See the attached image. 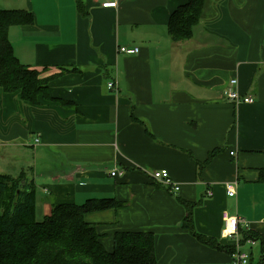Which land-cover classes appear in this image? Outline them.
I'll use <instances>...</instances> for the list:
<instances>
[{"label": "crops", "instance_id": "1", "mask_svg": "<svg viewBox=\"0 0 264 264\" xmlns=\"http://www.w3.org/2000/svg\"><path fill=\"white\" fill-rule=\"evenodd\" d=\"M188 2L119 0L105 9L96 0H0V10L34 19L9 30L19 61L43 78L57 75L52 100L37 105L0 88V159H19L12 171L0 162V174L35 179L40 219L60 204L125 203L85 217L108 251L118 233H152L157 264H230L224 212L264 240V0H206L193 38L177 43L168 23ZM122 46L140 53H119ZM230 89L252 102L234 103ZM115 169L123 175L111 176ZM158 170L177 193L153 179ZM182 200L198 203L195 231L216 247L184 227Z\"/></svg>", "mask_w": 264, "mask_h": 264}, {"label": "trees", "instance_id": "2", "mask_svg": "<svg viewBox=\"0 0 264 264\" xmlns=\"http://www.w3.org/2000/svg\"><path fill=\"white\" fill-rule=\"evenodd\" d=\"M205 1L189 0L172 14L168 34L174 42L193 38ZM77 8L86 15L80 1ZM33 21L27 10H0V88L37 105L41 96L52 100L48 85L57 75L43 78L37 70L23 65L9 40L12 26L31 25ZM77 71L63 70L60 74ZM28 176V172L18 177L0 174V264H157L152 233H118L113 251H108L96 226L85 220L90 213L123 209L125 203L115 198H92L82 205H55L49 215L38 219L35 179ZM181 203L187 211L184 227L203 244L216 247L213 239L195 231L193 210L198 203ZM242 234L262 240L257 233ZM251 264H264V255L255 259L253 253Z\"/></svg>", "mask_w": 264, "mask_h": 264}, {"label": "built area", "instance_id": "3", "mask_svg": "<svg viewBox=\"0 0 264 264\" xmlns=\"http://www.w3.org/2000/svg\"><path fill=\"white\" fill-rule=\"evenodd\" d=\"M100 3L102 8L105 9H117L119 6V0H96ZM119 53L125 54L127 56H137L140 53L139 47H127L122 46L119 48ZM237 85V80H231V86ZM108 88L110 90H115V83H109ZM227 97L231 99L234 103H251L252 99L249 96H242L236 90L230 89L226 93ZM39 143V140H36ZM122 171H117L116 169L112 171L111 176H122ZM152 177L157 182L165 183L170 186L171 193L175 194L179 191V186L171 180V176L167 170H158L152 174ZM236 181H232L226 184V192L229 198H234L237 195ZM224 228L222 230V237L225 240H230L232 242L230 251V264H251L252 252L255 248L254 246L258 243L256 239L251 237H244L242 232L250 231L249 222L242 217L237 215H231L228 212L223 214ZM246 247L250 248L251 253L246 250Z\"/></svg>", "mask_w": 264, "mask_h": 264}, {"label": "rangeland", "instance_id": "4", "mask_svg": "<svg viewBox=\"0 0 264 264\" xmlns=\"http://www.w3.org/2000/svg\"><path fill=\"white\" fill-rule=\"evenodd\" d=\"M29 141L30 142H27V143H32V141H33V136L31 135L30 137H29ZM31 152H33V148H28ZM32 154L31 155H29V154H27L26 156H25V159L23 160L24 162H26L28 159L31 161V159H32ZM17 161H19V159H10V158H6V157H1V159H0V162H3V168L4 169H7V170H9V171H12V169H14V165L15 164H17ZM38 219H40L41 217H40V215L38 214ZM258 247H256V248H254L253 249V253H254V257H255V259H257V257H258V249H257ZM246 249H249L248 247L246 248ZM248 252H250L251 253V251L249 250Z\"/></svg>", "mask_w": 264, "mask_h": 264}]
</instances>
